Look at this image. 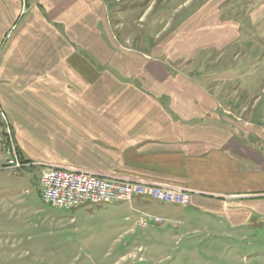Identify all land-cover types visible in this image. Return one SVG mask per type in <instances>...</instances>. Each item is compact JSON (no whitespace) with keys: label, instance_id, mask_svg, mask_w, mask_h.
Listing matches in <instances>:
<instances>
[{"label":"crops","instance_id":"0c3cea01","mask_svg":"<svg viewBox=\"0 0 264 264\" xmlns=\"http://www.w3.org/2000/svg\"><path fill=\"white\" fill-rule=\"evenodd\" d=\"M110 6L107 0H0V105L16 140H38L33 133L49 124L62 138L103 151L102 160L62 166L191 190L190 206L163 204L184 220L162 217L173 228H195L203 215L214 225L218 219L239 225L264 211L262 146L223 124L215 106L192 95L193 87L176 84L160 59L117 45ZM49 109L57 110L55 118ZM27 146L24 153L37 156ZM40 159L59 165L58 157ZM135 212L140 216L127 222L166 225H144L143 214L160 216Z\"/></svg>","mask_w":264,"mask_h":264},{"label":"rangeland","instance_id":"374dc122","mask_svg":"<svg viewBox=\"0 0 264 264\" xmlns=\"http://www.w3.org/2000/svg\"><path fill=\"white\" fill-rule=\"evenodd\" d=\"M107 2L117 45L160 59L176 84L193 87L223 124L264 149V0ZM11 123L0 105V264H264L263 210L239 225L225 219L214 225L202 214L195 228L177 229L126 221L140 216L135 209L184 221L152 199L133 207L47 205L42 166L54 163L40 158L87 163L102 160L103 151L62 138L49 124L33 133L38 140L19 141ZM24 144L37 156H27Z\"/></svg>","mask_w":264,"mask_h":264},{"label":"built area","instance_id":"2783aa9c","mask_svg":"<svg viewBox=\"0 0 264 264\" xmlns=\"http://www.w3.org/2000/svg\"><path fill=\"white\" fill-rule=\"evenodd\" d=\"M40 182L44 202L66 210L85 205L132 204L136 198L188 207L192 203L193 195L191 190L184 187L54 164L42 166ZM143 215L144 225L151 221L157 224L168 222L162 217Z\"/></svg>","mask_w":264,"mask_h":264}]
</instances>
